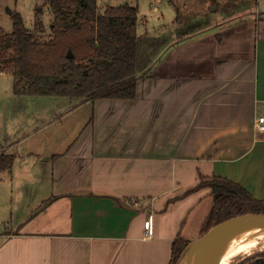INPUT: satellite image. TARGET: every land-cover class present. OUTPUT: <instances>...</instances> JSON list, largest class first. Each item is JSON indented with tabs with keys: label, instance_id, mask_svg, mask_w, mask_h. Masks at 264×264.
I'll use <instances>...</instances> for the list:
<instances>
[{
	"label": "crops",
	"instance_id": "crops-1",
	"mask_svg": "<svg viewBox=\"0 0 264 264\" xmlns=\"http://www.w3.org/2000/svg\"><path fill=\"white\" fill-rule=\"evenodd\" d=\"M202 1L186 26L175 16L153 32L138 0L101 1L137 6V33L153 38L131 99L15 94L0 72L13 78L0 88V153L15 157L0 171V264H168L211 207L200 175L264 199V0Z\"/></svg>",
	"mask_w": 264,
	"mask_h": 264
},
{
	"label": "trees",
	"instance_id": "trees-1",
	"mask_svg": "<svg viewBox=\"0 0 264 264\" xmlns=\"http://www.w3.org/2000/svg\"><path fill=\"white\" fill-rule=\"evenodd\" d=\"M47 4L53 18L46 40L36 35L44 29L37 9L33 29L17 11L10 15V32L0 26V72L13 75V92L81 100L133 98L137 80L148 69L153 45V38L137 33V6L101 8L97 0H47ZM68 51L73 55L68 56ZM14 159L12 154L0 153V171L10 170ZM201 186L211 188L212 204L200 235L227 218L264 213V199L228 178L200 175L196 187ZM190 241L176 236L168 264H177ZM239 264H264V251L244 256Z\"/></svg>",
	"mask_w": 264,
	"mask_h": 264
},
{
	"label": "rangeland",
	"instance_id": "rangeland-1",
	"mask_svg": "<svg viewBox=\"0 0 264 264\" xmlns=\"http://www.w3.org/2000/svg\"><path fill=\"white\" fill-rule=\"evenodd\" d=\"M102 0H97L98 5L102 8L104 5L108 4H102ZM123 1V0H121ZM134 2V0H130ZM224 1V0H223ZM222 0H212L210 3L211 5L219 4L221 7L223 6ZM174 2V3H173ZM218 2V3H217ZM113 4H117L116 0H113ZM140 11L147 14L148 17V25L147 30L150 32L156 31V29L161 26L160 24L170 22L175 18V16H178L177 19H180L183 23V25H187V23L190 22L191 18H196L198 15H200V11L203 9V5H205L202 0H160V2L157 3L159 13H162V16L158 14L157 19L155 17V12L153 7L154 0H138ZM210 5V6H211ZM37 9L38 16L43 22V30L40 33H36L38 39L40 40H46L50 37L51 32L49 25L52 21V12L47 4V0H0V25L6 30L10 31L12 28V20H11V14L13 12H19L23 18V21L25 25L27 24V27L30 29H33L35 26V11ZM10 10V11H9ZM9 11V12H8ZM211 14L209 12V9L207 8V15ZM144 28V27H143ZM141 31H143L142 28H140ZM158 31V30H157ZM13 79L12 75H3L0 77V88H5L10 85V80ZM64 99H67L64 98ZM20 116H18L19 119ZM34 116H30L29 118L22 119H30L32 120ZM21 119V118H20ZM2 187V186H1ZM5 187V186H3ZM8 187V185H7ZM8 198L4 194V190L1 188L0 190V217L1 219H4V221L9 220V209H6L7 203L6 201ZM56 210L54 207H50L49 211L50 213H53V211ZM54 221L50 222V227H53L55 224ZM49 227V226H48ZM57 229V228H55ZM262 247L256 248L249 253H241L233 258V260L230 262V264H239V262L242 260V258L250 253L257 252V251H264V248L260 249ZM184 256L181 260H185ZM180 260V262H181ZM179 262V264H180Z\"/></svg>",
	"mask_w": 264,
	"mask_h": 264
},
{
	"label": "bare ground",
	"instance_id": "bare-ground-1",
	"mask_svg": "<svg viewBox=\"0 0 264 264\" xmlns=\"http://www.w3.org/2000/svg\"><path fill=\"white\" fill-rule=\"evenodd\" d=\"M259 247L264 248L263 224L229 229L214 238L207 264H230L237 255ZM180 264H186V261L181 260Z\"/></svg>",
	"mask_w": 264,
	"mask_h": 264
},
{
	"label": "water",
	"instance_id": "water-1",
	"mask_svg": "<svg viewBox=\"0 0 264 264\" xmlns=\"http://www.w3.org/2000/svg\"><path fill=\"white\" fill-rule=\"evenodd\" d=\"M27 26V25H26ZM72 56L71 51L67 52ZM253 224L264 225V213H248L227 218L210 227L205 233L191 240L183 250L177 264L185 257L186 264H207L214 238L226 230Z\"/></svg>",
	"mask_w": 264,
	"mask_h": 264
},
{
	"label": "built area",
	"instance_id": "built-area-1",
	"mask_svg": "<svg viewBox=\"0 0 264 264\" xmlns=\"http://www.w3.org/2000/svg\"><path fill=\"white\" fill-rule=\"evenodd\" d=\"M254 124L258 130L264 131V114H260L256 116ZM152 234H153V230L151 226V220L150 218H147L144 221V230L142 235L144 238H150L152 237Z\"/></svg>",
	"mask_w": 264,
	"mask_h": 264
}]
</instances>
